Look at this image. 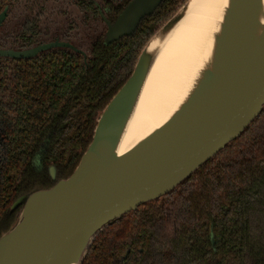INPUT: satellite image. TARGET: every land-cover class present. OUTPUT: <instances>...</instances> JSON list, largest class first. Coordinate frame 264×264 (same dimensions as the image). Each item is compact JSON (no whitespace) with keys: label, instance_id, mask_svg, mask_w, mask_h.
<instances>
[{"label":"trees","instance_id":"trees-1","mask_svg":"<svg viewBox=\"0 0 264 264\" xmlns=\"http://www.w3.org/2000/svg\"><path fill=\"white\" fill-rule=\"evenodd\" d=\"M18 1L0 0V7L8 4L12 14ZM23 1L46 14L47 0ZM185 1L164 0L115 47L103 46L98 37L87 68L81 56L63 51L31 60L0 58V120L6 140L0 236L17 219L20 208L10 211L9 206L18 196L52 185L49 163L57 179L71 175L100 112L131 75L159 24ZM39 22L34 18L25 26L34 29ZM170 220L178 231L169 232ZM80 264H264V111L176 189L104 227Z\"/></svg>","mask_w":264,"mask_h":264},{"label":"water","instance_id":"water-1","mask_svg":"<svg viewBox=\"0 0 264 264\" xmlns=\"http://www.w3.org/2000/svg\"><path fill=\"white\" fill-rule=\"evenodd\" d=\"M161 1L131 0L108 25L106 42L130 35ZM188 1L142 48L131 75L100 112L92 140L71 175L14 202L13 208L22 207L14 224L0 236V264H80L91 240L104 227L176 189L264 111L261 0H229L215 36L213 64L201 71L184 102L164 124L117 154L154 57L147 51L148 43L171 29ZM256 26L260 30L254 35ZM52 45L66 44L0 50V56L27 57ZM217 65L219 70L214 69ZM51 176L54 179L52 169Z\"/></svg>","mask_w":264,"mask_h":264},{"label":"bare ground","instance_id":"bare-ground-1","mask_svg":"<svg viewBox=\"0 0 264 264\" xmlns=\"http://www.w3.org/2000/svg\"><path fill=\"white\" fill-rule=\"evenodd\" d=\"M228 5L229 0H189L171 29L150 40L147 51L154 57L118 142L117 154H123L164 124L184 102L201 71L213 64L215 36ZM263 23L261 0L258 24ZM259 30L256 26L253 34Z\"/></svg>","mask_w":264,"mask_h":264},{"label":"flooded vegetation","instance_id":"flooded-vegetation-1","mask_svg":"<svg viewBox=\"0 0 264 264\" xmlns=\"http://www.w3.org/2000/svg\"><path fill=\"white\" fill-rule=\"evenodd\" d=\"M130 1L131 0H72V1L47 0L46 14H41V13L39 14L38 13L40 11L39 8H34V7L29 8L28 5L25 6L23 0L18 1V3L16 4L17 10L13 11L12 14L8 4H4L2 7H0V14L4 12L3 19L0 22V50H6V51L12 50L19 52V51L30 50L37 46L56 44V42L65 43L66 45L63 46L52 45L49 48L40 50L36 52V54L27 57H10V56L1 55L0 58L10 59L15 61L31 60L33 58L40 57L42 54L45 53H49V52L56 53L59 51H63L67 55L78 54L79 56H81V62L85 68L87 66V60L91 55V46L98 37H100L101 43L105 47L109 48V47L117 46L122 40L126 38H130L138 29L139 25L143 20L152 17L155 14V12L159 9V7L161 6L164 0L161 1L160 5L150 16H146L142 20H140L139 24L130 35H124L116 40L106 42V33L108 30V25L114 24L118 15L122 12L124 7ZM89 4H92L94 10L91 9ZM38 17L40 22L37 24V28L33 29V25L25 26L26 22L28 21L32 22L34 18H38ZM87 28H91V29L95 28L97 30L98 29L101 30L99 34L96 35L94 40L91 42L89 53L85 52L84 50L82 51L80 48L71 44V42L69 41V39H75L79 41L81 37L79 36V34H81V30ZM32 34H35L34 39L30 40L29 38L31 37ZM13 35L19 37H12ZM98 67L99 69L102 68L103 64L99 62ZM3 132H4V123L2 120H0V180L3 177L2 171L4 168V161L6 159L3 153V148H5L6 145V140L2 135ZM93 132L94 129L92 131L90 142L92 140ZM90 142L88 143V145L90 144ZM48 143H49V138H47L42 144L41 152L44 151V148L48 145ZM40 159L41 156H39L38 154L35 158L36 166L40 162ZM51 169L54 172V179L51 176ZM47 175L52 183L50 187H52L58 180H60L57 179L56 168L54 165H52V163H49L47 167ZM20 196H18L9 206L10 211H14L19 208H20L19 211L21 210L20 205H17L14 208L12 207L14 202ZM168 222L169 225L167 228L170 233H174L179 230L178 224L174 223L172 220ZM170 222L173 224V229L169 228ZM210 240L211 243L213 244L214 240L212 235L210 236Z\"/></svg>","mask_w":264,"mask_h":264},{"label":"rangeland","instance_id":"rangeland-1","mask_svg":"<svg viewBox=\"0 0 264 264\" xmlns=\"http://www.w3.org/2000/svg\"><path fill=\"white\" fill-rule=\"evenodd\" d=\"M163 23L164 22L159 24L158 29L163 25ZM100 31H101L100 29L97 30L95 28H93V29H91V28L83 29V30H81V34L78 33L79 36H81L79 41H77L75 39H69V41L71 42V44L77 46L82 51L84 50L85 52L89 53L91 42L94 40L96 35L99 34ZM169 228L173 229V224L171 222H170V227Z\"/></svg>","mask_w":264,"mask_h":264}]
</instances>
